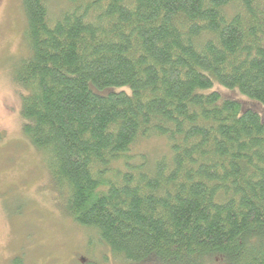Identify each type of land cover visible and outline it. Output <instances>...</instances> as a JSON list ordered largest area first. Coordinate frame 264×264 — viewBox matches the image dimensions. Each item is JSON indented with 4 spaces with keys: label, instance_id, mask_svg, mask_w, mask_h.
Instances as JSON below:
<instances>
[{
    "label": "trees",
    "instance_id": "obj_1",
    "mask_svg": "<svg viewBox=\"0 0 264 264\" xmlns=\"http://www.w3.org/2000/svg\"><path fill=\"white\" fill-rule=\"evenodd\" d=\"M20 2L22 134L66 217L127 264H264V0Z\"/></svg>",
    "mask_w": 264,
    "mask_h": 264
},
{
    "label": "rangeland",
    "instance_id": "obj_2",
    "mask_svg": "<svg viewBox=\"0 0 264 264\" xmlns=\"http://www.w3.org/2000/svg\"><path fill=\"white\" fill-rule=\"evenodd\" d=\"M23 30L20 0H0V264L16 258L21 264H127L66 217L63 196L22 134L24 92L12 74L27 56ZM138 151L155 158L168 148L164 139L153 138ZM209 264L224 263L216 259Z\"/></svg>",
    "mask_w": 264,
    "mask_h": 264
},
{
    "label": "water",
    "instance_id": "obj_3",
    "mask_svg": "<svg viewBox=\"0 0 264 264\" xmlns=\"http://www.w3.org/2000/svg\"><path fill=\"white\" fill-rule=\"evenodd\" d=\"M84 261H83V259H81V263H83Z\"/></svg>",
    "mask_w": 264,
    "mask_h": 264
}]
</instances>
